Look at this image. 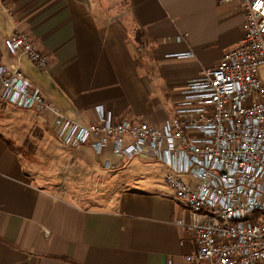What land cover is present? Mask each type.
<instances>
[{
	"label": "crops",
	"instance_id": "obj_1",
	"mask_svg": "<svg viewBox=\"0 0 264 264\" xmlns=\"http://www.w3.org/2000/svg\"><path fill=\"white\" fill-rule=\"evenodd\" d=\"M244 21L235 0H0V54L68 117L94 122L104 105L160 123L189 81L241 44ZM14 32L47 68L7 51ZM108 160L111 148L60 146L52 114L0 100V264H193L197 241L176 224L191 213L163 167Z\"/></svg>",
	"mask_w": 264,
	"mask_h": 264
},
{
	"label": "built area",
	"instance_id": "obj_2",
	"mask_svg": "<svg viewBox=\"0 0 264 264\" xmlns=\"http://www.w3.org/2000/svg\"><path fill=\"white\" fill-rule=\"evenodd\" d=\"M235 1L245 17L241 44L189 81L160 123L116 119L104 105L94 122L68 117L0 54V100L52 114L60 146L88 145L97 154L111 148L112 169L136 157L159 162L165 184L191 213L176 224L197 241L187 256L193 264L264 262V0ZM5 46L48 66L49 56L25 33H12Z\"/></svg>",
	"mask_w": 264,
	"mask_h": 264
},
{
	"label": "rangeland",
	"instance_id": "obj_3",
	"mask_svg": "<svg viewBox=\"0 0 264 264\" xmlns=\"http://www.w3.org/2000/svg\"><path fill=\"white\" fill-rule=\"evenodd\" d=\"M263 75H264V70H263ZM129 163H130V166L128 168H130L131 170H138L139 172H143V173H147L149 171L154 173V171H157V169L159 168V162H147L138 157L133 158ZM57 173H58V176H55V178L58 179L59 177V183L64 184L68 176L67 172H65L64 175L60 174L61 171H57ZM72 179L73 177L69 178L67 182V186H71ZM259 264H264V262L259 263Z\"/></svg>",
	"mask_w": 264,
	"mask_h": 264
}]
</instances>
